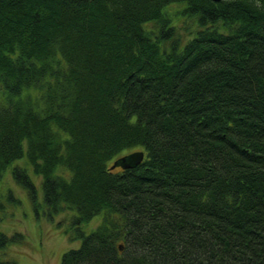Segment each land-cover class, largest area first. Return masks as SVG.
Returning <instances> with one entry per match:
<instances>
[{
  "label": "trees",
  "instance_id": "trees-1",
  "mask_svg": "<svg viewBox=\"0 0 264 264\" xmlns=\"http://www.w3.org/2000/svg\"><path fill=\"white\" fill-rule=\"evenodd\" d=\"M0 96V179L99 219L60 264H264V0H0Z\"/></svg>",
  "mask_w": 264,
  "mask_h": 264
},
{
  "label": "rangeland",
  "instance_id": "rangeland-1",
  "mask_svg": "<svg viewBox=\"0 0 264 264\" xmlns=\"http://www.w3.org/2000/svg\"><path fill=\"white\" fill-rule=\"evenodd\" d=\"M0 96V102H1ZM27 168L34 185V195L13 179L14 165ZM3 208L0 210V230L7 235L21 233L19 243L0 249V260L12 259L18 264H60L62 255L79 247L81 237H73L79 230L88 234L98 223V217L80 225L71 222L74 211L55 212L44 200L42 177L36 175L25 158L10 164L0 179ZM11 195V197H10Z\"/></svg>",
  "mask_w": 264,
  "mask_h": 264
},
{
  "label": "water",
  "instance_id": "water-1",
  "mask_svg": "<svg viewBox=\"0 0 264 264\" xmlns=\"http://www.w3.org/2000/svg\"><path fill=\"white\" fill-rule=\"evenodd\" d=\"M143 157L144 153L141 150L130 152L115 159L109 169L112 170L116 167L122 169L134 167L142 161Z\"/></svg>",
  "mask_w": 264,
  "mask_h": 264
}]
</instances>
